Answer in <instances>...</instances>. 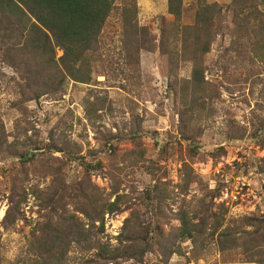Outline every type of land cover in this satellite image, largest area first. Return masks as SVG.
I'll return each mask as SVG.
<instances>
[{"label":"rangeland","instance_id":"374dc122","mask_svg":"<svg viewBox=\"0 0 264 264\" xmlns=\"http://www.w3.org/2000/svg\"><path fill=\"white\" fill-rule=\"evenodd\" d=\"M129 1L137 35L125 34L117 12ZM200 1L219 11L207 53L181 45L179 32L193 24L196 0H182L179 20L168 14L167 0H117L88 81L67 79L56 94L35 100L20 96L22 74L0 47L1 264L35 256L30 233L42 221L29 197L20 219L3 228L7 188L17 175L26 190L65 187L67 214L82 220L72 204L85 201L81 190L116 203L98 236L106 246H119L125 220L140 214L148 235L142 232L134 246L144 255L117 264H264V61L257 57L264 33L237 26L245 15L231 11L232 0ZM256 5L264 13V0ZM51 133L62 152L45 149ZM22 149L33 164L21 166ZM82 163L100 168L87 175ZM183 216L194 228L191 240L179 237ZM242 219L253 220L241 230L256 238L242 235L221 251L217 235ZM90 256L73 246L66 264H86Z\"/></svg>","mask_w":264,"mask_h":264},{"label":"trees","instance_id":"16d2710c","mask_svg":"<svg viewBox=\"0 0 264 264\" xmlns=\"http://www.w3.org/2000/svg\"><path fill=\"white\" fill-rule=\"evenodd\" d=\"M116 1L0 0V47L3 50L6 47L10 55L8 63L22 74L24 82L19 84V94L24 101L31 100L32 97L34 100L38 99L43 94H56L67 79L81 83L88 81L91 71L90 58L98 53L102 29L112 12L117 9ZM230 9L238 16L245 15V18L240 19V25L237 23L240 29L250 27L252 30L256 29L259 35L264 33V13L257 8L256 0H232ZM119 11L117 12L125 34L128 32L137 35L139 29L134 3L129 1L120 5ZM167 11L179 20L182 16V0H167ZM217 13L219 11L214 4L207 5L196 0L193 24L182 27L179 32L184 50H187L190 44L195 48L194 55L198 54V51L207 53L208 47L217 35L214 31L217 30L218 23L214 20ZM249 15L257 21L256 27L254 25L251 27ZM56 50L62 52L59 58H56ZM257 55L264 61V45L259 47ZM192 61L195 65L196 58ZM195 69L194 67V71ZM195 75L194 72L193 76ZM22 103L23 101H19L14 107L19 108ZM55 137L51 133L49 144L45 146L52 154L62 152V147L55 145ZM31 156L29 151L22 149L16 158L21 162V166L25 167L27 163L33 164ZM82 166L87 175L92 169L100 168L99 163L94 166L82 163ZM51 175L52 172L49 170L48 176ZM56 187L57 184H54L45 189L36 187L26 190L22 187V177L17 175L7 188L10 206L2 220L4 229L11 228L20 219L21 208L29 197L37 203L40 213L43 212L40 216L42 221L36 224L38 226L36 232L35 227L30 233V243H33L35 256L28 258L26 264H66L73 246L79 248L81 253L91 255L85 261L86 264H117L120 260L144 255V251L137 250L134 246L141 241L139 236L142 232L146 237L148 235L140 214L135 212L136 215L132 214L125 220L122 228L125 234H120L119 246L112 247L109 244L106 246L98 236L103 232L105 214L113 212L112 208L116 203L105 205L100 198L91 195L92 191L88 195L81 190L85 201L75 200L72 204L75 211L84 218L82 220L67 214L64 202L65 187L59 190ZM144 197L149 201L152 199L149 192H145ZM131 219L134 221L132 227ZM238 222V225L229 223L217 235L221 251L228 244L234 246L239 241L238 237L242 235L256 238V235L241 230L242 226L255 225L252 224V219H242ZM95 223L99 225L95 227ZM255 223L258 226L259 223ZM89 225L97 230V235L90 231ZM194 233L190 219L186 216L181 217L179 237L182 240H191ZM155 236L162 234L156 233ZM124 242L128 244H123Z\"/></svg>","mask_w":264,"mask_h":264}]
</instances>
